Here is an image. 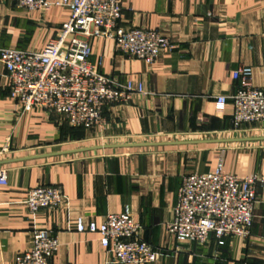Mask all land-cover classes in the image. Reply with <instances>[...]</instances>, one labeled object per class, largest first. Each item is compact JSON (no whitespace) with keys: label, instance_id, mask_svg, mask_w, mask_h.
Returning a JSON list of instances; mask_svg holds the SVG:
<instances>
[{"label":"crops","instance_id":"crops-1","mask_svg":"<svg viewBox=\"0 0 264 264\" xmlns=\"http://www.w3.org/2000/svg\"><path fill=\"white\" fill-rule=\"evenodd\" d=\"M121 2V25L160 30L174 46L148 65L120 52L112 39H91V61L103 73L144 88L106 108L100 126L75 128L37 107L17 112L0 60V145L10 148L0 160L9 176L0 185V264H15L35 225L60 241L54 264H139L115 262L99 233L77 230L80 220L100 224L127 208L160 252L150 264H264L262 185L248 238L229 237L218 246L212 236L204 246L179 241L166 228L186 175L212 171L222 161L227 173L264 178V122L236 129L231 98L240 67H251L253 84L264 87V0ZM70 15L65 6L39 12L0 0V48L41 51ZM37 184L59 185L67 199L34 221L25 198Z\"/></svg>","mask_w":264,"mask_h":264},{"label":"built area","instance_id":"built-area-1","mask_svg":"<svg viewBox=\"0 0 264 264\" xmlns=\"http://www.w3.org/2000/svg\"><path fill=\"white\" fill-rule=\"evenodd\" d=\"M20 8L45 12L52 6L68 7L70 18L63 22L56 36L41 51L17 47L0 48L11 84L16 111L23 114L34 108L57 114L75 128L91 129L104 123L106 108L129 102L142 84L133 80L120 82L101 71L91 61L92 38L112 39L116 48L129 58L155 64L162 52L173 48L171 38L157 29L121 25V0H17ZM252 68L243 66L233 72L238 89L231 96L233 124L264 122V87L252 82ZM220 103L227 98L219 96ZM10 152L8 144L0 145V160ZM9 183L8 169L0 163V185ZM264 186L260 174L240 177L227 173L223 162L205 173L183 178L174 218L166 226L179 241L209 245L212 236L218 246L229 237L248 238L252 234L255 209L259 202L257 187ZM59 185L37 184L25 198L30 217L35 221L42 210H56L66 204ZM79 232L101 236L103 248L113 254L115 262L150 264L160 252L143 238V226L131 210L109 214L100 224L86 225L80 220ZM60 249L57 236L47 228L35 225L31 245L17 254L15 264H54Z\"/></svg>","mask_w":264,"mask_h":264}]
</instances>
